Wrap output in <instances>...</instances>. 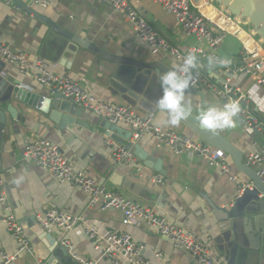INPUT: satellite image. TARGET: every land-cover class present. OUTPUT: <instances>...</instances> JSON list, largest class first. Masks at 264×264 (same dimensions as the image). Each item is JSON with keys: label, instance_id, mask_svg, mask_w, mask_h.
Listing matches in <instances>:
<instances>
[{"label": "crops", "instance_id": "crops-1", "mask_svg": "<svg viewBox=\"0 0 264 264\" xmlns=\"http://www.w3.org/2000/svg\"><path fill=\"white\" fill-rule=\"evenodd\" d=\"M48 1L50 5L42 8L32 0H0V41L27 53L31 60L44 58L51 71L69 75L102 101L134 105L140 114L154 113L155 123L160 127L199 139L182 123L178 126L168 125L167 113L160 111L156 105L163 94L159 76L167 72L173 63H180L175 57L168 53H153L124 15L105 2ZM194 1L205 6L211 3L210 0ZM130 2L164 38L181 50L198 44L196 37L187 35L174 14L166 11L159 3L154 0ZM56 31L75 37L83 35L90 46L80 47L64 37L66 34L62 36ZM202 46L207 49V45ZM241 50V39L226 34L220 51V62L196 56L197 65L212 82H228L233 89L238 88L237 95L229 94V102L239 103L240 95L250 94L249 112L264 121V89L249 77L227 71V67L232 68L239 63ZM0 66L4 77L18 80L20 85L50 95L48 89L31 75H24L1 61ZM202 88L206 92L205 102L198 95L185 94V101L191 103L192 114L197 117L213 106L219 108L224 104L219 95ZM9 103L21 119L13 118L7 111L8 103L0 101V108L6 112L0 173L9 203L24 225L25 236L33 251H19L17 240L4 223L6 211L0 206V263L2 254H8L16 256L10 264H36L38 260L49 263L52 259L57 264H82L81 259L109 264L108 259L96 250L94 241L89 238L88 229L94 227L102 236L110 231L132 233L143 247L144 256L155 264H198L191 255L176 248L155 229L143 224L123 225L119 209H90L89 196L82 188L60 182L45 168L22 158L28 140L46 139L58 145L75 168L84 171L108 189L152 206L177 226L201 235L212 254L222 258L226 264H264L263 241L257 237L250 234L252 244L246 241L247 252L239 246L232 248L233 239L227 233L231 229L230 222L215 207L231 208L240 191L238 183L231 181L220 168L211 166L197 155L176 154L168 147H158L157 138L152 134L143 136L137 143L151 157L161 161L165 175L146 166L138 157V165L116 167L114 151L121 144L114 141L102 127L104 117L84 109L80 110V118L72 116V119H78L80 123L60 126L49 114L35 107L16 99ZM119 125L122 127V136L131 131L127 126ZM216 131L236 147L245 164L250 154L264 151V139L261 143L253 133L247 132L245 123L237 117L233 127ZM225 154L232 172L238 174L241 183H250L248 175L235 165L232 155ZM155 176H162L164 184L154 185ZM178 188L183 193L178 192ZM53 208L70 215L83 216L85 223L69 232L55 229L50 233H37L36 217ZM247 229L254 233L253 225L248 224ZM66 239L72 243L71 249L63 243ZM62 247L68 250L69 256L63 254ZM232 249L235 252L231 253ZM55 251H59L57 256L54 255ZM72 255H76L77 259Z\"/></svg>", "mask_w": 264, "mask_h": 264}, {"label": "built area", "instance_id": "built-area-1", "mask_svg": "<svg viewBox=\"0 0 264 264\" xmlns=\"http://www.w3.org/2000/svg\"><path fill=\"white\" fill-rule=\"evenodd\" d=\"M42 8L50 5L48 0H32ZM110 4L114 9L124 15L132 25L134 31L151 48L153 53H168L179 62L189 53H194L200 58H212L214 62H220V51L226 34L239 37L242 42L240 61L235 67H227V71L246 76L264 89V44L254 33L246 29L239 20L231 16L215 4V7L224 17L226 23L220 25L213 21L203 10L202 4L194 0H154L156 3L174 14L187 35L196 37L198 44L181 50L164 38L160 32L150 24L146 18L132 5L130 0H99ZM202 45H207V49ZM0 61L12 68H16L24 75H31L39 84L46 87L50 95L61 94L64 98L81 105L87 111L96 113L108 119L113 124H122L132 131V142H137L147 134L157 138L158 147H168L176 154L187 153L197 155L206 160L211 166L218 167L223 173L228 174L229 179L239 185L240 193L250 183L242 184L238 174L232 172L226 154L223 150L204 144L199 139L173 129H164L155 123V114H140L134 105L111 104L102 101L89 93L80 82L69 75H60L51 71L44 58L38 57L31 60L27 53L13 49L10 45L0 41ZM4 74V73H3ZM191 86L200 85L205 89L217 94L222 99L228 98L229 94H238V88L233 89L231 83H216L207 78L202 68L192 70ZM221 99V100H222ZM235 102L240 108L239 114L246 118L245 127L247 132L253 133L254 128L264 132V121L258 120L248 110L250 94L240 95ZM240 101L242 103H240ZM225 103L229 102V99ZM223 104V105H224ZM22 158L35 165L45 168L53 177L60 182L73 186H79L89 196L88 207L106 210L119 209L122 212V224L147 225L155 229L160 235L166 237L176 248L191 255L198 264H226L222 258L214 256L208 243L201 235L184 227H179L159 214L149 205L142 204L134 199L125 197L122 193L108 189L106 185L88 176L84 171L74 167L72 162L63 154L61 148L50 140H28L22 151ZM114 164L116 167L123 165H138V158L132 148L119 145L114 151ZM247 165L258 166V174L264 182V151L250 154L247 157ZM154 185H163L162 176L153 178ZM0 206L6 211L4 223L8 231L14 236L19 244L20 252L31 253L32 245L25 236L24 225L16 217L8 200V194L0 173ZM36 222L46 232L62 229L69 232L85 223L83 216H74L59 209L53 208L43 215L36 217ZM89 238L95 243L96 250L108 259L109 264H155L148 260L143 253V247L136 241L133 234L128 231H110L102 236L94 227L88 229ZM63 243L72 248L69 240ZM77 259L76 255H72ZM16 258L15 255L2 254L0 264H10ZM82 264H98L91 260L81 259ZM36 264H49L38 260Z\"/></svg>", "mask_w": 264, "mask_h": 264}, {"label": "water", "instance_id": "water-1", "mask_svg": "<svg viewBox=\"0 0 264 264\" xmlns=\"http://www.w3.org/2000/svg\"><path fill=\"white\" fill-rule=\"evenodd\" d=\"M213 4L223 9L225 12L235 17L240 21L242 26L254 33L255 36L260 39L264 44V0H210ZM19 3V2H18ZM20 4V3H19ZM108 4V3H106ZM110 5V4H108ZM62 36L64 32L56 31ZM66 34V33H64ZM70 40L74 41L76 45L86 48L90 46V42L85 36L75 37L71 34H66ZM3 68L0 66V101L7 105V111L11 113L12 117L20 120L21 116L18 115L16 109L13 108L12 104L9 103L12 99L19 100L29 106L35 107L40 111L49 114L50 118L54 120L60 126L66 124H72L73 122L80 123V110L84 108L76 102L64 98L61 94L47 95L39 90H33L24 85H20V81L12 80L4 77L2 74ZM2 73V74H1ZM225 82V80H224ZM191 93L201 97V100L205 102L206 92L200 85L190 86L186 91V94ZM224 102L228 101V98L222 99ZM68 117H66V115ZM71 116V117H70ZM238 119L246 122V118L238 113ZM186 127L192 130L196 134L200 141L204 144H208L215 148L221 149L224 152L232 155L235 165L237 168L248 175L251 187H245L244 190L239 193L235 202L231 208H219L215 209L221 211L224 214L226 221L230 222L231 229L227 233L232 237L233 247L232 248H245V252L248 251L246 241H252V236L257 237L261 242L263 241L264 246V182L258 174V167L247 165L242 160L241 153L234 147L228 140H226L217 131L208 130L202 128L199 125L197 116L191 114V118L181 122ZM6 126V112L0 108V150L2 146L3 130ZM107 130V134L117 143L132 148L135 155L143 160L146 166L155 169L162 175H165L164 169H162L161 161H157L151 157L142 147L137 143H133L132 131H129L127 135L122 136V127L118 124L111 123L108 119L104 118L102 124ZM124 134V133H123ZM253 134L257 139L263 143L264 132L258 128H254ZM178 192L183 193L178 188ZM160 197V196H159ZM158 197V198H159ZM37 223V222H36ZM253 225L254 233L248 232L247 225ZM37 233H46L39 224L37 223ZM249 242V243H250ZM252 244V242H251ZM55 246L52 251L56 248ZM252 249H254L251 246ZM64 255L69 256L68 250L64 247L61 248ZM235 252L234 249L230 251ZM55 256L58 255L59 251L54 252ZM232 259V258H231ZM233 261V260H231ZM49 264H57L54 259L49 261ZM232 264V262H231Z\"/></svg>", "mask_w": 264, "mask_h": 264}, {"label": "clouds", "instance_id": "clouds-1", "mask_svg": "<svg viewBox=\"0 0 264 264\" xmlns=\"http://www.w3.org/2000/svg\"><path fill=\"white\" fill-rule=\"evenodd\" d=\"M197 67V57L189 53L180 63L159 76L162 96L156 101L158 109L167 113V124L178 126L182 121L190 119L192 106L185 101L186 91L192 83V70ZM240 108L235 103H225L223 107H211L201 112L197 119L202 128L216 131L231 128L235 124Z\"/></svg>", "mask_w": 264, "mask_h": 264}, {"label": "bare ground", "instance_id": "bare-ground-1", "mask_svg": "<svg viewBox=\"0 0 264 264\" xmlns=\"http://www.w3.org/2000/svg\"><path fill=\"white\" fill-rule=\"evenodd\" d=\"M210 6V8H208ZM204 12L215 22L219 23L220 25H224L226 23L225 17L213 6L210 4L202 5ZM208 8V9H207Z\"/></svg>", "mask_w": 264, "mask_h": 264}]
</instances>
